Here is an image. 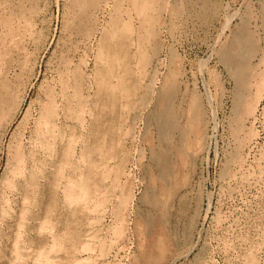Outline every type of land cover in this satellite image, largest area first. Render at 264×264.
I'll return each mask as SVG.
<instances>
[{"label": "bare ground", "instance_id": "6f19581e", "mask_svg": "<svg viewBox=\"0 0 264 264\" xmlns=\"http://www.w3.org/2000/svg\"><path fill=\"white\" fill-rule=\"evenodd\" d=\"M40 1L0 0V58L5 48L4 55L11 54L8 59L10 65L22 70L18 79L13 80L12 87L4 85L2 88L0 118L10 120L20 109L24 87L34 75L33 68L27 67L26 57L36 56L47 42L45 19L37 25ZM227 5L221 0H66L63 6L67 7L69 18L72 16L75 19L74 16L78 15L66 28L69 35L80 39L89 37L96 30V14L107 7L109 20L102 26L93 55V67L87 71V53L77 55L74 58L78 59L77 62L69 57L68 44L62 45L53 61L48 60V68H54L56 78L53 85L44 79L39 86L36 97L38 111L34 128L28 136L34 149L29 148L26 158H23L24 148L19 145L18 137L22 136L30 118L27 109L23 113L19 134L8 143V161L11 160L12 166L9 174L2 179L5 181L10 175L27 176L24 181L26 198L32 204L36 201V194L41 196L33 216L37 224L32 230L37 232L38 237L48 230L52 245L68 254V262L89 264L91 257L78 256L82 252L92 253L94 249L88 243L94 234L89 233L85 226L95 227L94 224L101 221L97 214L104 208L111 209L116 235L122 232L119 225L124 220V211L134 202L132 190L135 184H123L121 179L129 171V165L138 167L140 162L137 156H129L122 140L128 136L133 141L137 139L134 128L139 115L136 110L144 108L153 95V86L159 79L161 55L164 56L162 65L165 67L163 91L159 92L149 117L146 116L148 120L143 117L148 124L143 126L148 129L153 124L155 135L151 137L154 147H147L151 149H148L150 162L142 169V176L154 169L157 186L152 187V183L145 185L142 196L133 205V212L142 222L147 218L150 225L156 222L164 225L177 250L179 246L188 245L195 230L199 206H191L188 201L183 166L176 162V152L183 153V157L198 153L204 130L199 133L192 129L197 120L203 121L205 126L203 117L207 111H211L215 118L213 99H221L222 92H219L221 96L214 94L213 97L209 87L219 84L230 98L228 134L233 138L234 150L227 152L222 171L224 175L229 174L230 166L240 160L238 152L243 137L238 118L246 111L244 104L250 97L252 84L262 86L264 82L263 76L257 77L251 69L252 59L259 49L264 55V0H256L255 5L250 2L245 4L238 23L229 29V37L219 44L216 63L220 72L214 74L208 69L209 79H203L206 61L196 62L197 71L203 74L204 95L195 93L190 101L189 96L186 97L188 59L186 54H178L177 46L184 47L187 41L192 45L197 43V46L205 44L207 32L215 29L214 23ZM226 17L220 24L221 32L216 30L219 32L211 42L218 43L229 27ZM163 31L168 37L167 41L164 40L167 46L163 43ZM17 36L19 39L14 41ZM9 41H13L14 49L9 48ZM177 63L180 65L178 71ZM222 73L232 84L228 90L222 81ZM2 74L4 68L0 67V81ZM131 111L134 113L130 114ZM235 122L238 124L233 126ZM145 131L142 136H146ZM27 160L36 165L27 170ZM187 162L188 166L189 163L191 165ZM178 172L181 173L180 178L176 176ZM60 193L62 203L59 202ZM64 208L65 213L60 212ZM26 212L24 207L18 220L19 229L26 225ZM16 237L19 238L18 235ZM26 241L28 248L34 242ZM40 243H37L38 247ZM12 251L22 257L17 243ZM133 264H141V259L133 256Z\"/></svg>", "mask_w": 264, "mask_h": 264}, {"label": "rangeland", "instance_id": "374dc122", "mask_svg": "<svg viewBox=\"0 0 264 264\" xmlns=\"http://www.w3.org/2000/svg\"><path fill=\"white\" fill-rule=\"evenodd\" d=\"M221 1L223 3L227 2V8L221 11L220 14L222 15H219L218 20L214 23L215 29L211 30L210 33L207 32V37L204 39L206 43H200L197 46V43L192 45V42L187 41L184 47L177 46L178 54L183 56L186 54L188 59L186 60V84L188 87L186 97L189 96L188 101L193 98L195 93L201 96L204 95L203 79H209L207 70H211L214 74L221 70L219 64L216 63V50L219 44L229 37V29L238 23L245 4L247 2L252 5L256 4V0ZM65 2L66 0H41L39 2L40 10L38 11L37 25H39L40 20L45 19L47 42L36 56L29 55L26 57L27 67L31 66L33 68L34 75L24 87L23 103L20 105V109L10 120L5 117L0 118V264H73L68 262V254L52 245L48 230L39 237L37 232L32 230V227L37 224L33 216L38 210L41 201L38 198H41V196L35 195L36 201L33 202L38 205L31 204L26 198L24 195V181L27 180V176L14 177L10 175L5 181L2 179L4 175L9 174V168L12 166L11 160L8 161V143L16 134H19L18 130L21 128L23 113L27 109L30 118L27 125L24 126L22 136L18 137L19 145L24 148L23 158H26L25 153L28 149L33 148L28 136L34 128V120L38 111L39 105L36 97L40 91L39 86L44 79L53 85L56 78L54 68H48V66L50 67L47 64L48 60L53 61L59 55L62 45L67 46L68 44L70 46L69 57L74 59L77 55L87 53V71L89 72L93 67V55L98 46L102 26L109 20V13L106 12L107 7H103L96 14V30L91 32L89 37L80 39V37L76 38L69 35L66 28L77 19L78 15L74 16L75 19L72 16L69 18L66 14L67 7L63 6ZM223 15L227 16V21L230 22L229 27L224 30L218 43H216L217 41L213 43L211 41H214V37L220 31ZM229 17L230 19H228ZM36 28L37 26L34 27V29ZM201 34L204 37V33ZM17 39H19V36L15 37L14 41ZM162 39L167 46L165 41L168 40V37L165 31L162 33ZM208 40L209 42H207ZM8 45L10 49H14L13 41H9ZM4 52L5 48L0 58L2 59L0 67L4 68L3 79L0 81L2 83L0 84V95L3 86L12 87L13 80L18 79L19 74L22 73V70L20 71L8 62L11 54L5 56ZM163 59L164 56L161 55L158 66L159 79L153 86L154 92L147 104L148 106L136 110L139 115L134 128L137 139L133 141L128 136L122 140L123 147L129 150V156L132 158L137 156L140 159L139 166L129 165V171L121 179L123 184L129 182L135 184L132 190L134 202L124 211V220L119 225L122 232L120 235H116V224H114L111 209L104 208L97 214L101 217V221L95 223V227H92V225L85 226L89 233L94 234L93 238L88 239V243L92 245L94 251L92 250V253L91 251L90 253L82 252L78 256L82 258L91 257L89 264H133V256L140 258L141 264H193L196 260L194 264H264V82L262 86L252 84L250 97L244 104L246 105V111L238 118V121L241 122V126H238L239 129L241 128L240 135L243 137L240 139L241 148L238 152L240 160L230 166L229 174L224 175L223 169H225L227 152L234 150L233 138L228 134L227 115L230 98L219 84L216 87L214 84L209 87V92L213 97L214 94L221 96L219 92H222L221 99L218 97L216 100L215 97L213 99L215 118L212 117L211 111H207L203 117L205 126L203 121L197 120L192 129L194 132L199 133L204 130L201 133L203 142L200 143V149H197L198 153L193 152L196 153V155L192 154L194 157L192 155L183 157V153L176 152V162L184 167H182V176L187 185L188 201L191 206L194 204L199 206L197 209L200 210L197 212L198 218L195 220V230L191 233L188 245L179 246V250H177L171 242L164 225L159 222L150 225L147 218H145V222H142L133 212V205L142 196L145 185L148 183L151 185L152 183V187L157 186L154 169H150L149 174L142 176V171L150 162V150L154 147L153 138L155 135L153 124L148 129L144 126H148L147 117H149L148 115L159 92L162 93L163 91V73L165 72V67L162 65ZM74 60L77 62L78 59ZM199 60L206 61L204 75L197 71L195 64ZM32 62L35 63L31 65ZM74 65L72 64V66ZM179 67L180 65L177 63V71ZM251 69L257 77L261 75L264 78V55L261 49L253 57ZM222 79L226 90L230 89L232 84L223 73ZM56 89L58 90V87ZM206 109H208L207 106ZM58 111H60L59 107ZM131 113L134 112L131 111ZM143 117L146 120L145 122ZM237 124L235 122L233 126ZM201 125L203 126L201 127ZM145 129L147 130L146 136H144L145 134L142 136L141 133H145ZM148 149L150 150L148 151ZM189 149L191 151V148L187 150ZM187 161L191 162V165L189 163L188 166ZM185 163L187 166H184ZM34 165L36 164L26 161L27 170ZM27 173L28 171H26V175ZM176 176L180 178L181 173L178 172ZM62 199L60 193V203H62ZM24 207L27 208L28 219L25 220L26 225L24 228L19 229L18 220L21 218ZM64 210L66 208L60 210V212L65 213ZM80 215L82 216V214ZM83 216L82 218H84ZM144 223L146 224L144 225ZM148 226L151 227L149 228L151 233L147 229ZM57 228L60 229L61 226L58 225ZM17 235L19 236L18 239ZM16 239L17 242H15ZM26 239L34 241L33 244L30 241L31 247L29 248ZM39 242L41 243L38 247L37 243ZM15 243L20 246L22 257L21 254L16 256L12 251ZM199 251L204 253L200 252V254ZM203 254V258L200 257Z\"/></svg>", "mask_w": 264, "mask_h": 264}]
</instances>
